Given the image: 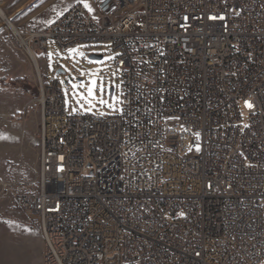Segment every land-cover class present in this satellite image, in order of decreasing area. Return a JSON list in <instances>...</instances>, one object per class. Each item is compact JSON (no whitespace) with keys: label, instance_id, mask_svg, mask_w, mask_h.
<instances>
[{"label":"built area","instance_id":"1","mask_svg":"<svg viewBox=\"0 0 264 264\" xmlns=\"http://www.w3.org/2000/svg\"><path fill=\"white\" fill-rule=\"evenodd\" d=\"M87 1L16 39L107 44L121 82L117 113L71 114L34 67L37 189L0 186L42 264L264 262V0Z\"/></svg>","mask_w":264,"mask_h":264},{"label":"rangeland","instance_id":"2","mask_svg":"<svg viewBox=\"0 0 264 264\" xmlns=\"http://www.w3.org/2000/svg\"><path fill=\"white\" fill-rule=\"evenodd\" d=\"M75 1L81 0H7L2 10L16 30L23 33L42 30ZM33 53L44 81L58 82L67 113L112 115L119 111L121 82L113 66L115 52L109 45L77 44L60 50L49 41L43 58L36 51ZM89 54H100L102 60L90 61ZM0 58L5 60L0 65V182L18 179L35 191L40 127L37 73L1 19ZM58 69L64 74H56ZM88 87L93 88L95 97L91 107L80 99L87 97ZM100 99L106 103L101 105ZM41 241L0 186V264H42Z\"/></svg>","mask_w":264,"mask_h":264},{"label":"bare ground","instance_id":"3","mask_svg":"<svg viewBox=\"0 0 264 264\" xmlns=\"http://www.w3.org/2000/svg\"><path fill=\"white\" fill-rule=\"evenodd\" d=\"M0 19L4 22V24L7 26V28L10 30L11 34L17 39L19 36V32L16 30L14 25L9 21V19L6 17L5 13L2 9H0ZM21 43L22 41L19 40ZM25 54L28 57L29 61L36 67L35 65L38 64L36 57L34 56V53L31 49L25 50Z\"/></svg>","mask_w":264,"mask_h":264},{"label":"snow or ice","instance_id":"4","mask_svg":"<svg viewBox=\"0 0 264 264\" xmlns=\"http://www.w3.org/2000/svg\"><path fill=\"white\" fill-rule=\"evenodd\" d=\"M83 7H84L85 9H87L89 12L92 11V8L90 7L89 3H87V2H84V3H83ZM70 51H75V50H70ZM110 58H111V57H110ZM92 83L95 84V81H93ZM73 87L75 88L76 86L73 85ZM89 98H91V99H89ZM80 99H83V100L85 101V103H88V104L90 105V107H91V105H92V100L95 99V97L93 96V88H92V87H88V89H87V97H80ZM78 102H79V100H78ZM99 103H100L101 105H104V104L106 103V101H104L103 99H100V100H99ZM108 107H110V108H115V105H114V104H108ZM248 107L251 108L252 105H251V104H248ZM196 135H197V137H198V136H199V133H197Z\"/></svg>","mask_w":264,"mask_h":264},{"label":"water","instance_id":"5","mask_svg":"<svg viewBox=\"0 0 264 264\" xmlns=\"http://www.w3.org/2000/svg\"><path fill=\"white\" fill-rule=\"evenodd\" d=\"M88 59L90 61H100V60H102V55H100V54H89L88 55ZM56 74L59 75V74H64V73H63L62 70L58 69V70H56ZM112 93H113V88H110L109 89L110 96H111Z\"/></svg>","mask_w":264,"mask_h":264},{"label":"crops","instance_id":"6","mask_svg":"<svg viewBox=\"0 0 264 264\" xmlns=\"http://www.w3.org/2000/svg\"><path fill=\"white\" fill-rule=\"evenodd\" d=\"M82 1V0H81ZM81 1H75V2H81ZM87 3H88V1L87 0H85ZM74 2V3H75ZM90 5V4H89ZM91 7V6H90ZM92 8V7H91ZM91 12H93V8H92V11ZM41 243H42V241H41ZM42 247H43V243H42Z\"/></svg>","mask_w":264,"mask_h":264}]
</instances>
